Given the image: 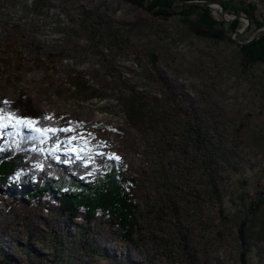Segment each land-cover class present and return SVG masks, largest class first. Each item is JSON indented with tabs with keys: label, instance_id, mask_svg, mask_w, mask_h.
Listing matches in <instances>:
<instances>
[{
	"label": "rangeland",
	"instance_id": "374dc122",
	"mask_svg": "<svg viewBox=\"0 0 264 264\" xmlns=\"http://www.w3.org/2000/svg\"><path fill=\"white\" fill-rule=\"evenodd\" d=\"M145 6L0 0V98L24 94L38 111L92 125L65 137L88 141V164L118 156L138 205L126 233L107 212L89 223L52 192L0 183V264H264V65L244 68L226 38ZM180 113L199 131L186 132Z\"/></svg>",
	"mask_w": 264,
	"mask_h": 264
},
{
	"label": "trees",
	"instance_id": "16d2710c",
	"mask_svg": "<svg viewBox=\"0 0 264 264\" xmlns=\"http://www.w3.org/2000/svg\"><path fill=\"white\" fill-rule=\"evenodd\" d=\"M139 6L147 5L145 9L152 14L164 18L179 16L189 30L198 36H219L226 38L233 46V50L238 56V64L244 68L257 64L264 65V34L250 43H238L231 38V33L239 29L240 20L232 22L212 16V9L196 3L176 6L177 0H129ZM182 1V0H181ZM192 1V0H188ZM196 1V0H195ZM210 1V0H209ZM223 5L228 13H245L250 19V26L246 31L243 41H246L259 28L264 26V20L258 19L260 2L255 0H212ZM0 101H7L0 98ZM8 108L4 115L18 113L19 118H31L40 121L35 127L67 128L77 127L89 128L92 125L74 122H65L60 118L50 116L45 112L35 109L32 101L24 96L14 101H7ZM4 105L0 104V108ZM183 117L182 125L186 132L190 134L198 132L199 127L194 129L196 124L192 122L188 115L180 113ZM51 117V120L43 119ZM7 130V133L12 132ZM23 135L29 133L28 128L22 130ZM67 132H58L56 136L41 143L39 140L20 141L19 147L13 141H18L19 137L7 135V138L0 137V183L4 184L9 180L19 181L25 186H34L24 190L28 195H38L41 198L48 192H52L57 198L60 208L72 218H77L81 211L85 212L86 219L92 223L96 216L102 212H107L117 223V226L132 233L134 229L133 220L136 217L137 203L134 201L129 189H126L124 182L123 165L117 160L109 159L108 156H100L89 160L84 158L86 152L79 150L77 154L61 151L60 149L70 148L72 144H64L67 140ZM199 136V133L197 134ZM59 143V151L53 155L50 150ZM42 150V151H41ZM85 153V154H84ZM59 157V159H56ZM41 164L42 167H35ZM27 184V185H26ZM263 201V200H261ZM256 203L251 210L255 209ZM248 220L242 221L240 231L244 232V227ZM245 236V235H244Z\"/></svg>",
	"mask_w": 264,
	"mask_h": 264
},
{
	"label": "snow or ice",
	"instance_id": "6c2138e0",
	"mask_svg": "<svg viewBox=\"0 0 264 264\" xmlns=\"http://www.w3.org/2000/svg\"><path fill=\"white\" fill-rule=\"evenodd\" d=\"M0 104L4 105L3 108H0V133H5V131L9 129V127H11L13 131L8 134L19 137L18 141H13V143H15L17 147H19L20 141L39 140L41 143H44L47 140L51 139L52 137L56 136L58 132L73 131V128L71 127L62 128V129L47 127V126L33 127L34 125L39 124L40 121L31 119V118H19L18 113H11L9 115H4V112L8 108V102L0 101ZM43 119L51 120L52 118L44 117ZM24 128H28L29 133H35V134L23 135L22 130ZM63 143L70 144L71 140H65L63 141ZM87 144H88V141L84 140L81 145L77 146L78 150L86 148ZM50 151L52 152L53 155L55 154V151H59V143H57L54 146V149ZM108 158L117 160V161L120 159L118 156H115V154L110 155ZM56 159H59V157H56ZM35 167L40 168L42 167V165L37 164Z\"/></svg>",
	"mask_w": 264,
	"mask_h": 264
},
{
	"label": "water",
	"instance_id": "95a60500",
	"mask_svg": "<svg viewBox=\"0 0 264 264\" xmlns=\"http://www.w3.org/2000/svg\"><path fill=\"white\" fill-rule=\"evenodd\" d=\"M183 4H190V3H196V4H200L203 6H209V7H214V5H216L217 7L220 8V13L223 17V19H225L226 21L229 20V18H227L226 16L228 15L226 13V10L224 9L223 5L220 4L219 2L216 1H212V0H192V1H188V0H182L181 1ZM231 16V15H230ZM232 18V20L236 19V18H243L245 20V24L243 25V27L241 29H236L234 31V33L242 35L244 33H246V31L248 30L249 26H250V19L247 15L245 14H234L232 17H230V19ZM264 34V26L259 28L252 36H250V38L246 41H238V43H250L253 41H256L257 39H259L262 35Z\"/></svg>",
	"mask_w": 264,
	"mask_h": 264
},
{
	"label": "bare ground",
	"instance_id": "6f19581e",
	"mask_svg": "<svg viewBox=\"0 0 264 264\" xmlns=\"http://www.w3.org/2000/svg\"><path fill=\"white\" fill-rule=\"evenodd\" d=\"M219 7H217L216 5H214V7H213V9L217 12V9H218ZM220 9V8H219ZM227 18H230V16H226ZM245 21V20H244ZM73 153V152H72Z\"/></svg>",
	"mask_w": 264,
	"mask_h": 264
}]
</instances>
